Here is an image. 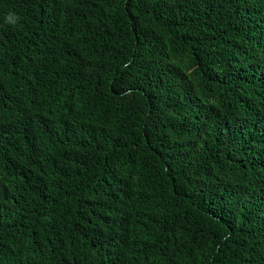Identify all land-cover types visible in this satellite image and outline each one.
Segmentation results:
<instances>
[{"label":"trees","instance_id":"16d2710c","mask_svg":"<svg viewBox=\"0 0 264 264\" xmlns=\"http://www.w3.org/2000/svg\"><path fill=\"white\" fill-rule=\"evenodd\" d=\"M0 264H264V0H0Z\"/></svg>","mask_w":264,"mask_h":264},{"label":"clouds","instance_id":"9594fccd","mask_svg":"<svg viewBox=\"0 0 264 264\" xmlns=\"http://www.w3.org/2000/svg\"><path fill=\"white\" fill-rule=\"evenodd\" d=\"M5 19L9 24H15L17 17L15 13L10 12Z\"/></svg>","mask_w":264,"mask_h":264}]
</instances>
